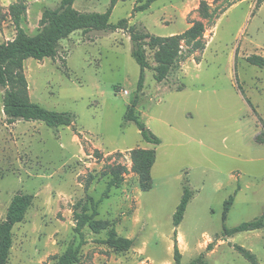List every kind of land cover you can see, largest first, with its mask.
<instances>
[{
    "label": "rangeland",
    "instance_id": "1",
    "mask_svg": "<svg viewBox=\"0 0 264 264\" xmlns=\"http://www.w3.org/2000/svg\"><path fill=\"white\" fill-rule=\"evenodd\" d=\"M23 1L22 27L29 35L38 33L45 9L61 2L0 0V44L15 38L10 7ZM146 1L121 0L111 24L127 18L130 27L162 37L181 34L198 21L207 24L205 50L181 62L167 80L157 83L154 70H146L139 93L141 69L129 35L78 31L61 42L55 59L24 62L25 87L10 86L47 110L73 114V126L9 125L6 88L0 87V222L16 194L33 197L13 230L8 264H56L77 236V205L89 198L99 202L118 164L128 173L99 203L96 219L109 221L133 247L116 252L103 243L106 231L85 228L78 264H175V240L181 264L200 255L207 264H251L233 245L264 264V229L219 240L224 224L233 228L264 217V144L256 141L264 131V68L247 61L252 55L264 58V0L259 8L258 0H158L132 16ZM203 1L215 12L235 4L209 24L200 15ZM110 2L76 0L74 6L104 13ZM148 58L155 67V51L148 50ZM137 98L136 114L160 145L143 140L137 125L125 119ZM136 148L157 153L148 191L131 171L130 152ZM186 188L192 198L176 229L173 216ZM232 195L224 223V203Z\"/></svg>",
    "mask_w": 264,
    "mask_h": 264
},
{
    "label": "trees",
    "instance_id": "2",
    "mask_svg": "<svg viewBox=\"0 0 264 264\" xmlns=\"http://www.w3.org/2000/svg\"><path fill=\"white\" fill-rule=\"evenodd\" d=\"M76 0H61L56 9L46 8L40 20V28L36 35H29L22 27L23 16L27 12V5L18 2L10 7L16 36L14 39L0 44V87L6 88L3 100V112L9 125L18 121L43 122L50 128L71 127L74 124V116L68 112H56L47 110L41 105L24 98L19 91L10 86L21 82L26 86V80L22 74L24 62L28 59L42 61L55 59L61 49V42L67 40L75 32L83 33L103 32L114 33L124 31L131 40V55L140 66L141 73L138 82V92H142L145 85L146 70H154L155 80L161 83L168 79L173 71L180 68V63L193 57L197 52H203L206 48L205 33L207 24L198 21L192 24L185 32L167 37L155 36L136 27L129 26V19L120 20L117 24H111L110 19L114 9L121 0H111L108 9L104 13L81 12L75 8ZM158 0H147L133 9V14L147 11ZM242 1V0H238ZM263 0H258L256 7H260ZM235 2L219 12L213 11L206 2L200 4V15L209 24L214 23L220 14H224ZM148 50L155 51L156 66L152 67L148 58ZM197 60V59H196ZM198 62L200 59L197 60ZM247 61L255 66L264 68V58L252 55ZM181 90V89H180ZM138 98L132 103L126 115V121L137 125L143 140L154 145H160L161 140L155 136L144 122L136 114ZM264 129V125H263ZM80 135V134H79ZM260 144H264V131L256 138ZM98 153V152H97ZM133 163L132 172L140 178L141 188L148 191L152 188V169L156 163L157 153L154 149L136 148L131 150ZM121 155V154H120ZM112 167V166H111ZM128 169L121 165H114L111 171L112 178L107 183L103 197L99 202L89 198V203H79L74 211L77 236L69 244L66 251L57 258L56 264H78L85 240L84 229L89 228L94 234L107 232L104 244L116 252H128L133 247V240L122 237L115 227L105 220H97L98 205L104 199H108L111 189L118 188L124 182ZM192 198L190 189H184V194L173 216V225L177 229L182 224L187 208ZM235 202V195L230 196L224 203L223 221H227L228 214ZM33 197L28 194H16L8 208L5 220L0 222V264H8L13 247V230L16 225L23 222L28 210L32 206ZM78 208L80 209L78 211ZM92 210V213H90ZM264 229V217L242 223L229 228L224 224L220 241L244 232H253ZM177 232H175V236ZM234 249L251 264L259 263L257 256L250 250L233 245ZM213 250V245L208 246V251ZM182 253L179 250L177 240L174 247V263L181 264ZM189 264H207L203 255L192 260Z\"/></svg>",
    "mask_w": 264,
    "mask_h": 264
}]
</instances>
